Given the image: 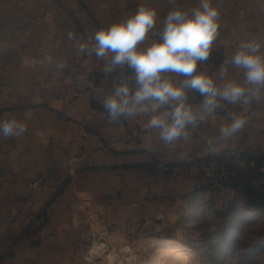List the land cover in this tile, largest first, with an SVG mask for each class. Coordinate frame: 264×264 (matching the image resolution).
Instances as JSON below:
<instances>
[{"label": "crops", "instance_id": "crops-1", "mask_svg": "<svg viewBox=\"0 0 264 264\" xmlns=\"http://www.w3.org/2000/svg\"><path fill=\"white\" fill-rule=\"evenodd\" d=\"M211 4L219 13L215 49L198 74L220 88L243 83V71L229 61L249 41H259L264 53V0ZM199 5L200 0H0V121L14 118L26 126L20 135H0V264H67L88 234L114 223L122 229L148 220L165 230L177 228L204 206L194 191L192 158L211 153L234 158L240 152L264 174V98L246 109L226 103L217 119L165 142L158 129L146 125L151 115L171 112V106L111 127L88 120V95L74 98L66 90L71 67L98 62L95 53L79 50L95 43L97 31L141 6L153 8L157 20L138 45L143 49L169 12L191 14ZM122 74L135 85L132 70L124 66ZM166 77L181 83L177 74ZM186 91L187 103L203 100ZM233 116L246 122L222 139L220 129ZM135 129L143 132L142 140L130 137ZM160 164L167 170L160 172ZM40 218L44 221L36 224Z\"/></svg>", "mask_w": 264, "mask_h": 264}, {"label": "clouds", "instance_id": "clouds-1", "mask_svg": "<svg viewBox=\"0 0 264 264\" xmlns=\"http://www.w3.org/2000/svg\"><path fill=\"white\" fill-rule=\"evenodd\" d=\"M218 16L211 0H200L199 7L191 14L177 8L166 16L159 41L138 49L157 20L155 9L141 6L126 20L97 31L91 47L81 44V53H95L98 58L111 53L105 73L124 66L134 73V88L127 79H122L104 98L110 121L140 113L155 114L169 105L171 112L151 115L146 126L158 129L163 141L172 142L185 134L188 125L194 127L213 114L221 107V101L246 109L253 100L264 98V53H261L259 41L242 43L229 61L243 71V83L227 82L220 88L209 76L194 75L197 63L206 61L209 56L219 27ZM165 73L182 75L185 79L177 84ZM225 74L226 70L221 68L220 78L223 79ZM189 89L203 97L197 109L187 103L186 90ZM245 122L242 116H233L232 123L220 129L221 138L231 137ZM25 131L26 126L14 118L0 121V135L4 137L17 136Z\"/></svg>", "mask_w": 264, "mask_h": 264}, {"label": "rangeland", "instance_id": "rangeland-1", "mask_svg": "<svg viewBox=\"0 0 264 264\" xmlns=\"http://www.w3.org/2000/svg\"><path fill=\"white\" fill-rule=\"evenodd\" d=\"M251 168L243 170L244 177L239 172L238 178L243 181H239L237 186L243 197L239 202L232 203L225 212H216L201 201L205 207L184 216L183 221H178L177 228L165 230L155 221L148 220L128 223L122 229L114 223V226L88 234L73 248L67 264H117V261L109 263L106 255L112 252L111 255L117 254L125 259L129 254L121 250L124 242L138 254L137 260L129 264H141L149 258L150 246L143 248L138 245L154 238H170L188 245L193 250V257L185 264H264V205L258 204L261 198L257 195L264 185L252 183L256 173ZM246 189L252 193L251 199L243 193ZM95 242L105 245L98 254L90 252Z\"/></svg>", "mask_w": 264, "mask_h": 264}, {"label": "built area", "instance_id": "built-area-1", "mask_svg": "<svg viewBox=\"0 0 264 264\" xmlns=\"http://www.w3.org/2000/svg\"><path fill=\"white\" fill-rule=\"evenodd\" d=\"M164 20L157 27L153 35V41H159L160 33L163 31ZM215 47L210 46L209 56L206 61L198 62L195 74H198L210 63L212 53ZM111 55L99 58L94 66H86L83 68L73 66L70 68L72 81L66 86V90L72 97H82L88 95L90 98V109L88 113V120H100L111 127H118L121 122L127 117H120L115 122L110 121L108 110L104 107V98L112 93L115 86L118 85L122 79H127L122 74L123 67H118L111 73H105V65L110 60ZM166 76V73L164 74ZM180 82L185 77L178 75ZM135 87V85H130ZM202 100H195L188 104L197 109ZM227 102L221 101V107L207 116L204 120L199 121L194 127L188 125L187 128L191 131H197V127L204 121L217 119ZM130 137H137L139 140L144 138L142 131L135 129L132 131ZM127 144L129 142L127 141ZM190 163L194 166V191L198 198L209 204L216 212H225L232 203L239 202L243 195L238 186L234 183L239 179L238 174L244 177L243 170L247 167L253 166V161L248 157L241 156V153H236L234 158L224 157L219 154L211 153L207 156H198L190 159ZM160 172L167 170V166L160 164ZM252 183L257 185H264V174L260 172L252 177ZM44 221L43 218L36 219L35 223L39 224Z\"/></svg>", "mask_w": 264, "mask_h": 264}, {"label": "bare ground", "instance_id": "bare-ground-1", "mask_svg": "<svg viewBox=\"0 0 264 264\" xmlns=\"http://www.w3.org/2000/svg\"><path fill=\"white\" fill-rule=\"evenodd\" d=\"M154 239H149L147 243L143 242V245L142 243L138 245V246H143V248L145 245L150 246V250L148 253L149 258L147 260L145 259L146 261H143L141 264H185L191 257H193V250L185 243L170 238L159 239V240H154ZM104 246L105 245L102 243L95 242L94 245L91 247L90 252L92 254H98L100 251L104 249ZM121 250L129 254L128 256H125V259L124 258L121 259L119 256H117V254L113 256L111 255L112 254L111 252V254L108 253L106 255L107 261H109V263L113 261H117V264H129L132 262L134 263V261L137 260L138 254H136L137 252L134 251L135 249L134 250L131 249V246L129 244H126L124 242L121 245Z\"/></svg>", "mask_w": 264, "mask_h": 264}, {"label": "trees", "instance_id": "trees-1", "mask_svg": "<svg viewBox=\"0 0 264 264\" xmlns=\"http://www.w3.org/2000/svg\"><path fill=\"white\" fill-rule=\"evenodd\" d=\"M251 170H252L254 173H256V174L259 173L258 167L251 168ZM239 181L242 182L243 180L239 178V179L237 180V182H235L236 185H237V184H240ZM240 186H241V185H240ZM244 192L247 194L248 198L251 199V197H252V193H251L250 191L248 192L247 189L244 190L243 193H244ZM257 195H258V197L260 196V198H261L260 201H258V204L263 205V204H264V188L260 191V193H257Z\"/></svg>", "mask_w": 264, "mask_h": 264}]
</instances>
